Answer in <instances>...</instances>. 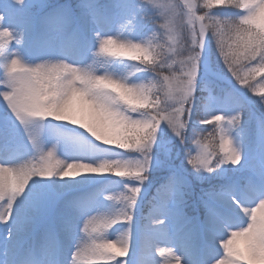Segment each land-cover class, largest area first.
I'll return each instance as SVG.
<instances>
[{"label":"snow or ice","instance_id":"obj_1","mask_svg":"<svg viewBox=\"0 0 264 264\" xmlns=\"http://www.w3.org/2000/svg\"><path fill=\"white\" fill-rule=\"evenodd\" d=\"M0 264H264V0H0Z\"/></svg>","mask_w":264,"mask_h":264},{"label":"rangeland","instance_id":"obj_2","mask_svg":"<svg viewBox=\"0 0 264 264\" xmlns=\"http://www.w3.org/2000/svg\"><path fill=\"white\" fill-rule=\"evenodd\" d=\"M115 192H106L105 193V198H107L108 196H112Z\"/></svg>","mask_w":264,"mask_h":264},{"label":"trees","instance_id":"obj_3","mask_svg":"<svg viewBox=\"0 0 264 264\" xmlns=\"http://www.w3.org/2000/svg\"><path fill=\"white\" fill-rule=\"evenodd\" d=\"M257 79H259V77H257ZM204 127H206L209 131H210V128H211V126H204ZM207 133H205V135H206Z\"/></svg>","mask_w":264,"mask_h":264}]
</instances>
